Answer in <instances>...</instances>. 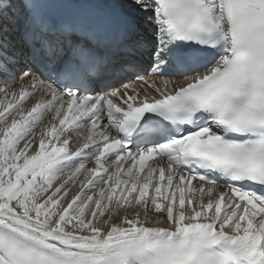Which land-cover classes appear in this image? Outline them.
<instances>
[{"label": "snow or ice", "instance_id": "obj_1", "mask_svg": "<svg viewBox=\"0 0 264 264\" xmlns=\"http://www.w3.org/2000/svg\"><path fill=\"white\" fill-rule=\"evenodd\" d=\"M0 92V264H264V0H0Z\"/></svg>", "mask_w": 264, "mask_h": 264}, {"label": "bare ground", "instance_id": "obj_2", "mask_svg": "<svg viewBox=\"0 0 264 264\" xmlns=\"http://www.w3.org/2000/svg\"><path fill=\"white\" fill-rule=\"evenodd\" d=\"M78 182H79V181H76V183H78ZM78 185H79V183H78ZM77 187H78V186H77ZM132 211L134 212L135 209H133ZM120 213H121V215L123 214V209L120 210ZM142 214H143V213H142V210H141V215H142Z\"/></svg>", "mask_w": 264, "mask_h": 264}, {"label": "rangeland", "instance_id": "obj_3", "mask_svg": "<svg viewBox=\"0 0 264 264\" xmlns=\"http://www.w3.org/2000/svg\"><path fill=\"white\" fill-rule=\"evenodd\" d=\"M78 181V180H77Z\"/></svg>", "mask_w": 264, "mask_h": 264}]
</instances>
